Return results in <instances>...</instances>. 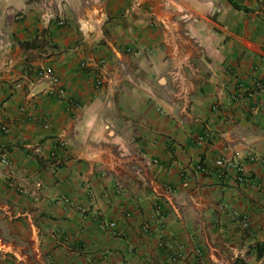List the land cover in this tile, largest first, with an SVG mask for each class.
Wrapping results in <instances>:
<instances>
[{"label":"crops","instance_id":"0c3cea01","mask_svg":"<svg viewBox=\"0 0 264 264\" xmlns=\"http://www.w3.org/2000/svg\"><path fill=\"white\" fill-rule=\"evenodd\" d=\"M0 154V264H264V0H0Z\"/></svg>","mask_w":264,"mask_h":264},{"label":"built area","instance_id":"2783aa9c","mask_svg":"<svg viewBox=\"0 0 264 264\" xmlns=\"http://www.w3.org/2000/svg\"><path fill=\"white\" fill-rule=\"evenodd\" d=\"M59 22H61V19L59 20ZM39 73L44 75L50 83H52V84L56 83L57 76H56L55 72L53 71V69L50 66H43L40 69ZM94 83L97 86L100 85L101 84V77L100 76L96 77L94 79ZM57 91L61 92L62 90L60 88H57ZM0 161L3 162V163H7V159L4 156V154H0ZM229 163H230L229 161L224 160L222 158H215L214 159V164L217 165V166H223L224 164H229ZM231 165L233 166V168L236 171V180L242 181L244 179V176L242 174V164H241V162L240 161H235V162H232ZM198 167L200 169H202V170L204 169V167L201 166V165H198ZM110 224H113V222H110Z\"/></svg>","mask_w":264,"mask_h":264}]
</instances>
